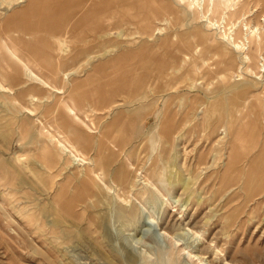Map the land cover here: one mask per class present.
Segmentation results:
<instances>
[{
  "label": "rangeland",
  "instance_id": "1",
  "mask_svg": "<svg viewBox=\"0 0 264 264\" xmlns=\"http://www.w3.org/2000/svg\"><path fill=\"white\" fill-rule=\"evenodd\" d=\"M0 1V34L6 31L8 36L16 24L8 21L9 17L33 0ZM65 1L35 4L53 6ZM199 1L74 0L67 5L106 7L111 21L120 23L108 36V55L165 39L170 49L180 50L170 61L171 72L179 70L186 85L172 91L164 120V100L152 102L157 100L153 97L157 93H151L155 87L145 89L140 102L125 104L127 110L138 114V120L123 129L124 137L114 148L117 161L104 183L107 187L113 180L121 184L115 175L129 173L130 164L141 171L140 177L149 178L147 186H140V193H121L126 202L136 204L135 215L121 210L111 186L105 194L94 191L78 200L72 197L80 190L74 192V186L87 184L82 179V159L94 157L97 145L107 136L100 135V129L93 138L88 133L67 132L63 139L79 140L80 155L62 147L56 150L48 129L54 134L63 129L51 111L23 109L16 94L2 92L8 81L0 70V264H264V187L258 185L264 177V110L260 108L264 103V44L251 55L252 62L243 67L245 77L238 81L235 76L242 66L239 53H232L229 40L220 37L225 34L230 40L235 37L248 44L249 29L241 21L245 17L249 25L258 24L264 0H237V12H229L226 19L224 10L208 13L197 5ZM197 45L202 51L187 59ZM3 58L2 52L0 60ZM246 80L261 85L243 97L238 86ZM256 95L263 99L258 102ZM49 97L46 95L45 103ZM248 98L250 103L246 104ZM239 103L246 106L242 119L237 117ZM145 104L147 108L140 109ZM115 113L109 109L97 118L91 111L86 118L88 124L93 119L103 126L114 120ZM73 115V121L81 123ZM147 116L151 118L142 124ZM235 123L255 135L248 139L239 180L221 184L220 173L232 138L230 130L229 138L221 140V127ZM136 124L138 129L129 141V129ZM80 126L88 131V125ZM119 129L109 137L116 141ZM206 153L207 163L201 165ZM215 155L219 160L213 165ZM254 170L256 181L244 188ZM202 199L206 202L200 203ZM67 205L75 207V212L65 210ZM174 223L179 230L170 229ZM165 225L171 235L164 234Z\"/></svg>",
  "mask_w": 264,
  "mask_h": 264
},
{
  "label": "crops",
  "instance_id": "2",
  "mask_svg": "<svg viewBox=\"0 0 264 264\" xmlns=\"http://www.w3.org/2000/svg\"><path fill=\"white\" fill-rule=\"evenodd\" d=\"M38 1L42 0L32 1L10 16L8 21L16 23L15 30L8 31V36L6 31L0 34V53H4L0 70L10 86H5L2 92L16 94L23 109L50 110L56 124L63 129L59 131L65 134L90 135L80 124L96 125L100 135L108 136L102 141L104 148L110 141L119 144L124 137L123 129L137 122L138 114L127 110L125 104L140 102L139 96L149 87L156 89L151 91L152 95L157 93L153 103L164 100L162 118L165 119L172 91L179 85H186L179 70L171 72L170 61L180 54L178 47L170 49L165 39L156 45L136 46L108 55V36L120 23L112 22L105 8L89 4L67 7L73 0L53 6L35 4ZM24 63L44 81L32 79ZM67 79L71 81L68 86ZM48 94L50 101L45 103ZM109 109L116 112L111 123L102 126L103 123L92 119L94 123L88 124L86 115L89 116L91 111L100 118ZM73 113L81 123L73 121ZM148 118L151 116L141 123L146 124ZM137 126L129 129V141ZM118 127L115 141L109 136Z\"/></svg>",
  "mask_w": 264,
  "mask_h": 264
},
{
  "label": "bare ground",
  "instance_id": "3",
  "mask_svg": "<svg viewBox=\"0 0 264 264\" xmlns=\"http://www.w3.org/2000/svg\"><path fill=\"white\" fill-rule=\"evenodd\" d=\"M237 2H238L237 0H208L207 3H206V1L203 2V1L200 0L199 1V4H197L198 2H196V4L199 5V7L201 9L206 8L207 11H208V13L209 12H214L215 10L222 9V10H224L223 18L226 19V16H227V14L229 12H235V13L237 12V8H236ZM0 4H2L1 1H0ZM73 4H74V0H73ZM77 5H79V3H77L76 6ZM248 16H249V14H248ZM262 21H264V14H262L261 16H259V23L258 24L249 25L248 24V21L246 20L245 17H244V19H242L241 22H244L245 25H246V27L248 26V29H249V31H247V33H246V38H247V41H248L247 43L248 44L236 40L235 37L232 38V40H230L229 36H227L225 34H224L225 36L224 35L223 36L220 35V37L223 40H225L226 38L229 40V45H230V48L232 49V53H235V54H238L239 53V55L237 57H239L240 64L242 66H240V74L235 76V78L238 81H240L241 79H243L245 77V72L243 71V67H246L247 66V63L252 62V56L251 55L252 54L255 55L256 51H260L262 45L264 44V25L262 24ZM208 24L210 26H215V24L213 22L209 21V20H208ZM201 51H202V47L199 46V45H197L196 48L193 51V54L191 55V53H190V54L187 55V57H188L187 59L191 60V57L192 56L198 55L199 52H201ZM205 62H208V61H205ZM24 65H25V69L27 70L29 76L32 79H37V80L38 79H41L42 81H44L39 76V74L36 73L35 70L29 64L24 63ZM262 66L264 67V64ZM255 77L256 78H259L257 76H255ZM258 85H261V84L258 81H256V80H249V81L246 80L245 82L240 83V86H238V88L242 90L243 97L244 96L248 97L249 95H251V94L254 93L253 92L254 91L253 90L254 88H257L258 89V87H257ZM256 91H258V90H256ZM143 93L145 94V92H143ZM239 94H241V93H239ZM142 97H143V95L140 97V99ZM236 97H238V96H236ZM256 98H257V100L259 102L262 97L260 98L259 95H256ZM245 103L246 104L247 103L249 104L250 103V99L248 98L245 101ZM263 104H261V107H260L262 110H264V105ZM245 107H246L245 105L240 104L239 107L236 108L237 109V117L239 119H242V117L245 116V110H244ZM28 113H30V114L33 115V113H31V112H28ZM262 123L264 124V117L262 119ZM240 125L238 126L235 123L232 126L231 125H228V126H222L221 127V133H220L221 134V137L219 136L221 140L228 139L229 138V133H231L230 130H232V138L229 140L230 141L229 142L230 143V150L228 151L229 153L227 152V154H228L227 155V161L225 160V162H224V169L220 173V181H221V184H224L226 181L227 182H231V181L232 182H235V181L239 180L240 175H241L240 166H241V164L243 162V158L248 153V139L250 138V135H252V136L255 135L254 132H251V133L249 132V134H248V129L246 127H242ZM87 128H88V131L90 132V136H92V134H94V133H96L98 131V127H94L92 125L87 126ZM50 130H52V128ZM50 130L48 129V132L50 134V138L49 139H50L51 143L54 145V147H55L56 150H59L60 151V148L62 147L64 150H67V151L71 152V154H72V152H74L75 155H80L78 152H80L81 149L79 148V145L76 142H70L68 140L63 139L65 133L62 132V131L55 130V133L56 134H54ZM163 132H166L167 133V129H166L165 126L163 127ZM216 143H218V142H216ZM99 144H100L99 145V148H98V150L96 152V155L94 154L95 155L94 157H88L89 156L88 155L87 157H85V158L82 159L83 165L80 166L84 170V172H82L83 173L82 179L87 184L85 185V187H82V186H74L72 188V189H74V192H77L79 189L80 190H79V193H73L72 194V197H74V198H76V200H78L79 197H82L83 195H87V194L92 195V193H94V191H97L98 193H101V194L102 193L105 194V191H107V188L111 186L112 188L113 187L115 188L114 197L119 201L120 206H121V210H123L124 212H126V213H128L130 215H135L136 214V211H137L136 210V206H135L136 204L135 203H131L130 204L128 201L126 202L125 199H123V197H121V193L122 192L134 191V190L135 191H138L140 193L141 192L140 190L142 189L140 186L142 184H144V186H147L150 183L149 178L146 175H144V177L141 176L142 179H144V181L141 182V177L139 175V172H141V171H139L138 169H135L134 168V164H130V167H128L129 168L128 169V172L130 170L131 171L129 173L125 174L122 171L119 174H116L115 175V177L121 178V184H115V180H113L114 181L113 182L114 184H108L107 183L108 185H110V186L107 187L104 182H107L106 181L107 177L109 176L110 173H112V171H110V170H111V168H113V165L117 161L116 158L118 157V155H116V153H114L113 148L116 147V146H118V145L114 141H110L109 146L106 147V148L103 147V145L105 146V144H102V142L99 143ZM225 146H226V144H225ZM262 152H264V151H262ZM58 154L59 153H57V155ZM205 156H206V159L204 160V158H202V160L200 161V164L201 165H203L204 163H207L206 160H207L208 154L206 153ZM218 160L219 159H218L217 155H215L214 156V160H213L214 161V164L213 165H215L216 163H218ZM56 162H57V160H56ZM114 173H116V172H114ZM162 176H163V174H162ZM248 176L249 177L246 179V182H244L245 183L244 184V188L246 186H250L251 184H253L256 181V179H257V170L252 171L250 173V175H248ZM170 183H172V182H170ZM187 184H189V180H188ZM258 185L260 186V188L262 186L264 187V177H262L260 179ZM60 188H63L64 189L65 186H61ZM59 194H62V193L59 192ZM201 202L205 203L206 202V199H202V201H200V203ZM71 206L65 207L64 209L67 210V211H71L70 213H74L75 212V207L73 208ZM164 224L165 223H163L162 225H164ZM179 226L180 227L182 226V222H181V225H179ZM168 228H169V226L165 225L164 231L167 230ZM170 229L172 231H175V230H179L180 228L178 227V224L174 223ZM166 233L169 234V235H171L168 231H165L164 232V234H166ZM176 241L179 242L180 240L177 239ZM190 253L192 254V252H190ZM199 258H201V256ZM130 259H132V258L129 257V260ZM200 261L202 262V258H201ZM208 264H213V262H208Z\"/></svg>",
  "mask_w": 264,
  "mask_h": 264
}]
</instances>
